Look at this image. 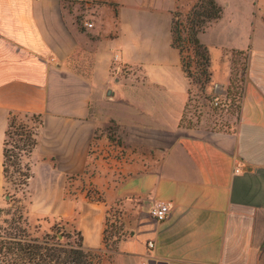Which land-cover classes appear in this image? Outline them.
Instances as JSON below:
<instances>
[{
	"label": "crops",
	"instance_id": "1",
	"mask_svg": "<svg viewBox=\"0 0 264 264\" xmlns=\"http://www.w3.org/2000/svg\"><path fill=\"white\" fill-rule=\"evenodd\" d=\"M103 1L87 27L68 0H0V201L9 118L40 115L31 217L80 232L86 249H105L117 223L113 264H264V0H215L222 16L198 35L210 96L227 95L231 53H246L229 130L182 123L189 83L172 27L199 0ZM110 125L125 155L92 163Z\"/></svg>",
	"mask_w": 264,
	"mask_h": 264
},
{
	"label": "rangeland",
	"instance_id": "2",
	"mask_svg": "<svg viewBox=\"0 0 264 264\" xmlns=\"http://www.w3.org/2000/svg\"><path fill=\"white\" fill-rule=\"evenodd\" d=\"M104 2L103 0H68V6L72 12H75L78 21L81 23L89 19H95L99 13V5ZM175 13L178 15H176L175 21L180 38L178 40L179 46L176 47L174 45V47L183 54L182 68L189 83V101L185 110L183 124L207 126L217 130H229L240 114L242 87L244 84L242 71L246 69V55L244 53H231L232 69L230 79L232 83L229 84L227 95L230 91L231 95L237 97L239 104L232 107L230 112L213 111L209 107V99L212 96L208 94L207 90L211 85L213 75L211 63L210 66L204 65L205 61L202 52H197L196 47L189 42L190 18L192 19L193 16L187 17L180 10H175ZM124 70H129L128 66H125ZM25 124L32 126L37 135L42 124V118L17 115L15 126L12 128L11 136L8 138L7 148L10 157L7 162V173L4 175V194L0 201V228H3L1 232L4 230L12 232V226L18 225L26 229L28 234L33 237L57 234L63 241L70 240L75 242L78 239L76 231L65 229V226L63 227L59 222L53 223L51 220L48 222L46 219H35L30 215L31 199L28 194V186L31 177L28 179V184L24 182L26 181L25 174L29 173L32 176L30 155L36 146L30 151L23 139V135L19 134L18 127ZM105 131L114 133L118 137V144H110ZM120 145V136L113 125L99 129L96 132V139L92 147V163H95L99 157H102L107 162L111 161V159L114 162H118L122 158L121 156L125 155L124 149L122 154L120 147H118ZM92 170L90 169V172ZM119 211L120 208L117 205L111 211L112 217H117ZM62 233L66 236H61ZM107 240L111 246L114 236L109 237ZM102 257L104 264H113V248L104 249Z\"/></svg>",
	"mask_w": 264,
	"mask_h": 264
},
{
	"label": "trees",
	"instance_id": "3",
	"mask_svg": "<svg viewBox=\"0 0 264 264\" xmlns=\"http://www.w3.org/2000/svg\"><path fill=\"white\" fill-rule=\"evenodd\" d=\"M223 13V8L215 0H199L187 15L193 16L190 18V38L189 42L194 45L197 52L201 53L204 57V65L210 66L211 58L208 48L200 42L198 37L200 32H204L208 27L209 23L220 18ZM174 14L173 21V43L176 47L179 46V32L176 25V16ZM175 25V26H174ZM175 29V30H174ZM232 53H245V51L233 50ZM183 54L180 51L181 60L183 59ZM186 67L185 64H183ZM186 71V69H185ZM244 75V70L242 71V76ZM232 80L230 81V84ZM228 93V96L235 97ZM32 117H41L40 115H33ZM17 115H11L8 121V127L6 129V138L4 143V175L7 173V162L10 157L9 150L7 148L8 138L11 136V130L15 126V120ZM185 119H182V123ZM20 131L19 134L23 135V139L26 142L28 148L33 150L37 145V138L34 132V128L30 125H22L18 127ZM26 181L28 184V179L31 177L29 173L25 174ZM0 228V264H104V259L102 254L104 249H86L83 245V240L80 232L77 233V241H63L59 235L47 234L43 237H33L28 234V231L21 226H12L13 231L7 232L2 231ZM61 236L65 237L63 233ZM114 236V241L110 246L108 243V238ZM121 237V226L117 223H111L109 228L106 229L104 235L105 249L109 250L110 247L115 250V245Z\"/></svg>",
	"mask_w": 264,
	"mask_h": 264
},
{
	"label": "built area",
	"instance_id": "4",
	"mask_svg": "<svg viewBox=\"0 0 264 264\" xmlns=\"http://www.w3.org/2000/svg\"><path fill=\"white\" fill-rule=\"evenodd\" d=\"M85 25L87 27H93V23L86 21ZM239 104L237 97H230L228 95L226 96H212L209 99V107L213 111H219V112H230L232 107L237 106ZM105 134L108 136V140H110V144L115 145L118 144V137L114 133H109L108 131H105ZM120 150L123 154V148L120 146ZM123 156V155H122ZM121 156V157H122ZM169 207L168 205H165L163 203L157 204L152 210L151 214L159 221H162L167 218L169 214Z\"/></svg>",
	"mask_w": 264,
	"mask_h": 264
}]
</instances>
